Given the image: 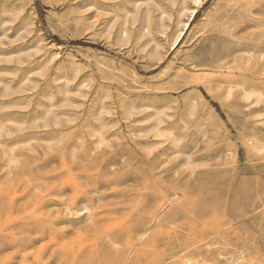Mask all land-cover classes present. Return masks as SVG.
Returning <instances> with one entry per match:
<instances>
[{"label": "rangeland", "instance_id": "rangeland-1", "mask_svg": "<svg viewBox=\"0 0 264 264\" xmlns=\"http://www.w3.org/2000/svg\"><path fill=\"white\" fill-rule=\"evenodd\" d=\"M84 1L0 0V9L20 6V18L34 22L31 32L7 30L0 49L27 47L42 36L48 51L60 55L38 75L33 104L48 88L59 104V85L66 80L62 72H71L68 55L80 66L69 87L91 75L82 105L63 107L72 115L54 129L52 142L35 139L31 152L16 147V161L8 165L0 152V264H176L184 255L207 260L204 264H229L220 251L237 250L245 255L238 264H254V257L255 264H264V154H248L222 105L226 87L239 84V68L256 65V78L264 84V0H204L178 46L158 63L141 58L134 37L126 44L116 42L120 21L130 15L124 6L137 5L141 23L147 1L90 0L87 7ZM164 3L166 12L149 5L158 36L161 15L169 30L175 29L181 0ZM138 28L134 25L133 32ZM31 52L33 65L45 54L38 48ZM121 66L134 69L142 85L156 89L127 88L116 72ZM216 79L223 82L218 89ZM105 92L115 125L101 128L107 140L97 145L88 125L101 127L92 114L95 99ZM122 93L157 104L160 98L176 100L175 115L165 125L173 127L179 142L144 149L158 138L138 135L148 125L141 121L145 113L125 115ZM193 97L197 112L183 122L180 112ZM255 130L264 139V126ZM188 155L194 159L185 165ZM252 193L257 196L253 211L248 205ZM89 215L102 217L103 226L119 234L115 242L83 229L91 222ZM145 231L150 240L139 239ZM158 231L163 236L158 238ZM181 244L191 245L190 251L180 254Z\"/></svg>", "mask_w": 264, "mask_h": 264}, {"label": "bare ground", "instance_id": "bare-ground-1", "mask_svg": "<svg viewBox=\"0 0 264 264\" xmlns=\"http://www.w3.org/2000/svg\"><path fill=\"white\" fill-rule=\"evenodd\" d=\"M145 1H147L148 6L141 23H138L139 22L138 6L136 5L135 8L133 7L134 9H130L127 5L124 6V8L127 10V13H129L130 15H125L124 19L120 21L118 25L119 31L116 35V42L118 44H126L131 40L132 37H134V42L137 48L139 49L141 58H146L149 61L158 63L161 62L167 56L168 49H175L178 46L179 42L182 40V37L185 35L184 31L191 27V20L195 16V13L198 11V7L203 5L204 0H192V3L195 6H190L188 0H181L180 8L178 10V20L174 30H169L170 28L169 23L166 22L164 16L161 15V17L157 21V25L162 29V31H160L161 35L159 36L157 35V32L154 27L155 23L154 20L152 19L151 9L149 5L153 3L156 5V7L159 10L166 12V4L164 3L165 0H145ZM90 4H92L90 0L84 1V7H87ZM189 10L190 13L188 15V19L184 21L182 17L183 15L186 14V11ZM21 11L23 10L21 9L20 6H13L12 8H6L2 5V8L0 9V31H2L0 32V44L4 43L2 42L1 37L9 29H15L16 32H21V31L31 32L33 30L34 28L33 20L29 16L20 18ZM8 21L14 23V25L6 27L5 24ZM182 22H184V25L180 27V24ZM136 24L137 26H139V28L137 29V32L134 33L133 26ZM106 29L109 32L111 31L110 27H107ZM41 37L36 38V40L32 41L31 44L27 47H20L16 49L7 47L4 49L2 48L0 49V152L5 160L4 165H8L16 161V158L18 156V152L16 151L17 148L24 147L30 152L33 151L34 150L33 141L35 139H40L47 143L52 142L53 139L56 138L54 136L55 135L54 129L59 126H63L64 122L68 121L66 119V115H72L70 113L71 112L70 108H68V110L66 111L63 107L73 105L79 108L82 105L81 97L86 95L87 93L85 86L88 85V82L91 80V75H86L85 77H82V79L77 80V84L73 88L69 87V84L72 81H74L77 78L78 74L80 73V66L76 64V62L73 60V58H71L70 55H68V57L65 59V62L70 65L71 72L70 73L66 71L62 72L66 75V80L65 82L62 81V83L59 85V89H60L59 92L61 94L59 99L60 100L59 104L54 102L53 99H51L54 94L52 88L46 89L43 95L44 98H49L48 101L44 100L42 97L33 104L32 94L33 91L38 87L40 82L38 75H43L45 73L47 66L53 62H57V58L60 56L59 52L53 49L48 51L49 47L44 42V39ZM168 44H169V48H168ZM34 48L43 50L45 53L43 59L35 65H33L32 62H30L32 56H34V53L31 52L32 49ZM20 66H24V68L22 69ZM114 68L116 69V67ZM246 68L247 67L239 68L241 70L239 71V73L237 72L239 74L238 75L239 84L236 83L237 84L236 87H233L231 85L226 87L223 93L224 100L222 101V105L227 112V116L230 122L238 126L239 135L242 141L244 142L245 149L248 152V154H252V155H256L259 153L264 154V139L263 137L259 136L255 130V127L259 124L264 126V84H261L258 81L259 77L258 79L256 78V76H258V74L254 72V71H258L256 70V65L247 69ZM117 69L118 71L116 72L120 77L121 82L127 88L135 91H142V90L151 91L156 89V88H149L146 85H142L141 81L139 80L138 74L134 69L128 67L124 68L122 66L121 68H117ZM222 84L223 82L221 81V79L215 80V88L217 89L220 88ZM106 95L107 92H105L101 98L95 99L96 108H95V112H93L92 114L94 118L100 123L101 127L97 128L96 126H93L91 122L88 125L89 128L91 127L90 128L91 135L97 137V145H100L105 140H107L106 137L104 136L105 133H103L101 128L115 125V120L110 117V114L112 113V107L104 100V97H106ZM173 102H176V100H174L173 98H168L167 100L160 98L158 102L159 104H157L154 100L147 101L142 96L134 95L129 97L127 96V94L122 93V98L120 99V105L123 108V113L125 115L130 116L133 113H141V112L145 113L141 121L148 122V125L144 128L141 127L139 129L137 128L138 135L143 136L149 133L152 136L158 138L156 142H149L142 145L144 149H147L148 151H152L153 149L158 148L166 140H170L173 143L177 142L178 137H176L177 134L176 135L174 134L172 129L173 127L169 128L166 127L165 125L168 119L174 117L175 111L177 110V107L172 104ZM57 106H60L61 108L60 107L58 109L55 108ZM196 112H197V102H196V98L193 97L191 98L190 102L186 105L185 109L181 110L180 120L186 122L187 118L194 116ZM10 124L16 125V130L12 129V127H10ZM14 134H16V137L13 139H9ZM193 157L194 156H192L191 158V156L188 155L186 162L184 161L185 165L186 164L190 165L192 163V159H194ZM190 168H192V166L189 167V169ZM195 170L192 171L196 173ZM233 179L236 180L235 178ZM249 196H250V200H248V205L250 206V209L253 211L255 210L256 207L257 196H255L254 193L250 194ZM91 217L92 216L89 215V221L91 222L87 224L83 229L93 231L94 233L99 234L101 237H106V238L108 237L110 240L115 242V240L117 239L115 236L118 237L119 234L116 232H109L107 230L108 228L103 226L102 217L96 219L95 218L92 219ZM158 217L162 218L161 216ZM226 233H223V235ZM147 234L148 233H146V231L143 232L142 234H140L139 239L140 240L144 239L146 241L150 240L151 237H148L149 235ZM155 235L159 238L163 236V232L158 231ZM210 244H206L207 254L212 253ZM182 246H184V248L179 252L180 254L181 253L185 254L184 252L187 250L190 251L191 245L189 246V245L181 244V247ZM244 248L245 246L243 247V249ZM221 249L219 248L218 250L220 251ZM202 252L203 251H199L200 254H202ZM219 254L221 258H225L226 262H228L229 264H238L245 258V255L241 250H239V252L238 250L232 252L220 251ZM173 257L176 256L174 255ZM192 258L193 257L188 258L184 255L183 260L181 259L179 263L176 261V264H204V261H207L200 258H197V260ZM254 258L251 260L255 261L256 263L257 261L254 260ZM86 264H94V263L91 262ZM124 264L127 263L124 262Z\"/></svg>", "mask_w": 264, "mask_h": 264}]
</instances>
